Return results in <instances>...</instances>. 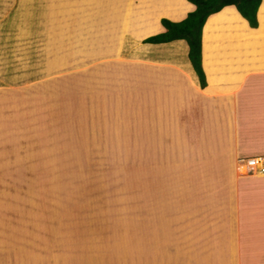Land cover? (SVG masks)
Returning a JSON list of instances; mask_svg holds the SVG:
<instances>
[{"label":"rangeland","instance_id":"rangeland-1","mask_svg":"<svg viewBox=\"0 0 264 264\" xmlns=\"http://www.w3.org/2000/svg\"><path fill=\"white\" fill-rule=\"evenodd\" d=\"M6 2L14 22L7 26L8 35L16 33L22 40L16 59L21 87L12 91V102H0V145H5V164L15 172L11 176L7 168L9 175L2 172L0 178L6 176V189L12 185L19 195L23 215L24 249L14 243V251L19 256L22 248L31 264H114L106 255L110 245L127 246L129 252L131 242H147V233L155 253L172 246L169 230L181 229L191 197L218 193L228 178V163L240 160V150L229 153L220 145V134L229 131L223 120L198 121L189 88L178 96L169 91L168 98L151 91L155 81L148 80L155 71L150 65L168 58L159 56V48L142 44L132 25L139 21L144 28L158 19V0ZM227 8L241 19L240 31L235 34L222 23L213 29L221 59H233L235 53L225 47L229 34L239 38L233 47L241 48L239 60L246 69L264 65V0L259 31L234 5ZM219 57L213 47L206 48L208 69ZM232 59L221 67L234 70ZM262 77L249 82H264ZM257 89L243 90L247 100L242 108L251 106V115L264 102V91ZM208 124L217 138L207 136ZM229 178L238 185V174ZM203 201L200 211L208 207ZM160 253L167 261V253ZM5 255L0 264H9Z\"/></svg>","mask_w":264,"mask_h":264},{"label":"crops","instance_id":"crops-1","mask_svg":"<svg viewBox=\"0 0 264 264\" xmlns=\"http://www.w3.org/2000/svg\"><path fill=\"white\" fill-rule=\"evenodd\" d=\"M157 4H159V7L156 8L155 18L158 17V19L147 23L144 28L139 21L132 25L133 34H135L136 29L139 31H137L138 35H136L141 36L142 44L159 48L158 50L164 52V54L159 52V56L168 58V61L164 60L162 63L154 61V65H150L155 71L154 73L152 72L153 75L149 76L151 79L148 80L151 82L155 81L150 87L151 91L155 89L159 92L160 90L163 93L157 92V95L159 97L163 95L164 98H168L167 96L171 95L168 93L169 91L178 96V93H182L180 91L183 88L192 90L188 98L192 100L196 106L195 109L198 110L200 117L198 121H202L203 117H206L205 121H208V123L224 121L223 127L228 128L229 131L220 134L218 141L220 145L227 147L229 153H237L240 150V160L238 157L235 160L233 158L230 160L227 167L228 178L226 177V180L223 178L224 182L218 193L212 192L201 197H191L189 204H187L190 210H186V215L183 216L181 229L177 228V226H173L172 229L169 228V236L173 239L172 246L164 247L162 250L157 251L159 253H155V241L152 239L151 242V238L147 233V242L141 246L137 242H131L132 249L128 252L127 246L118 245V247H114L110 245L107 248L106 255L108 254V257L114 260V264H119L126 260L128 263L133 262V264H264V174H259L257 169H253L250 172V166L246 164L247 159L250 157L256 155L264 156V102H262V107L257 106L256 109L258 110L255 111L254 115L253 111L251 115V106L242 108V103L247 100H245L247 93L245 94L243 90L246 87L257 89V86H264V82H259L258 84L249 82L253 76L258 79L261 75H264V65H255V69H246L243 60H239L243 56V54L240 55L242 53L241 48L233 47L234 45H239V38L228 34V40L231 41L228 45L226 42V46L225 44L224 46L229 51L235 52L233 55L234 61L236 58L234 62L235 69H223L221 67V64L223 66L227 61L230 62L232 58L221 59L219 35L216 38L213 29L219 23H222L224 28L226 26L234 28L236 34L240 31L237 29V21H241L235 12L233 13L229 10L230 8H227L233 5L226 6L221 11L212 14L203 28V68L206 75V86L203 88L200 77L189 58V44L186 40L179 39L163 43L144 42L145 38L166 30L162 23V18L181 21L188 16L189 12L196 9V5L189 0H158ZM163 5L164 7L162 8ZM7 8L6 0H0V102L5 104L9 101L12 102V91H17L22 83L21 67H17L16 61L17 54L21 53L20 45L22 40L21 36L16 33L8 35L7 26H12L14 22H12V16L7 14ZM158 13L159 15H157ZM15 15H17L16 12ZM8 16H10L9 19ZM146 17H143L145 21ZM210 22H213V24L209 25ZM260 22L261 20L259 19L258 27H251V29L262 30ZM148 26L153 28L151 30L148 29L146 35H143L142 30ZM209 26L210 28L207 29ZM224 31L227 32V29H224ZM262 31L264 32V30ZM242 34L245 40L246 31L242 32ZM243 44L245 45L246 43ZM208 47H213L214 55L220 56L216 61H211L212 69H208L210 67V59H205V50ZM237 53L238 57H236ZM222 57H224L223 53ZM206 62L209 66L206 65ZM216 67H219V69H216ZM231 81H233L232 84H230ZM162 82L163 85L161 86ZM261 89L257 90L264 91V88ZM8 90L11 91L9 96H12V98L10 100L7 97L10 94ZM254 94H256V91ZM219 115H221V118ZM212 125H207L208 130L210 127L209 135L207 136L217 138V132L211 131ZM7 137V135L4 136V139ZM1 138L3 137L1 136ZM212 142L214 143L215 140H212ZM4 149L5 145L1 143L0 154L2 162L0 163V174L3 172L5 175H9L7 172L8 168L12 176L15 172L14 169L12 170L4 162ZM244 155H248V157L243 160L242 157ZM230 174L231 177L236 174L240 177L237 186L235 181H233L234 178L232 180L229 178ZM1 178L0 257L5 253L6 261L9 264H15L16 262L18 264L19 260L20 263L31 264L29 260H32V257L22 252L25 242L19 195L17 192L13 193L12 185L6 189V176L3 177L4 182H1ZM231 181L235 185H232ZM212 182L214 185L217 183V181ZM233 186L234 193H231ZM199 198L200 201L205 198L208 204V207L204 206L205 208H202L201 211L198 209ZM193 211L197 213L195 216H193ZM197 216L201 220H198ZM17 229L19 230V238L17 237ZM14 243L15 247L17 243L19 247L23 246L19 256L14 251ZM9 247L10 250L12 248V253L7 252ZM160 252L167 253V261H162L164 255ZM1 261L0 258V263Z\"/></svg>","mask_w":264,"mask_h":264},{"label":"trees","instance_id":"trees-1","mask_svg":"<svg viewBox=\"0 0 264 264\" xmlns=\"http://www.w3.org/2000/svg\"><path fill=\"white\" fill-rule=\"evenodd\" d=\"M196 5L194 11L181 21L162 18L166 30L147 37L144 42L163 43L184 39L189 44V58L197 71L201 86H206V75L203 68V28L208 18L224 7L234 5L251 27L259 25V9L263 0H189Z\"/></svg>","mask_w":264,"mask_h":264},{"label":"built area","instance_id":"built-area-1","mask_svg":"<svg viewBox=\"0 0 264 264\" xmlns=\"http://www.w3.org/2000/svg\"><path fill=\"white\" fill-rule=\"evenodd\" d=\"M262 159L264 160L263 157H256V158L255 157H250V158H248V165L252 169H257V170H260L262 173H264V163H263V166L261 168H259V165H260Z\"/></svg>","mask_w":264,"mask_h":264},{"label":"bare ground","instance_id":"bare-ground-1","mask_svg":"<svg viewBox=\"0 0 264 264\" xmlns=\"http://www.w3.org/2000/svg\"><path fill=\"white\" fill-rule=\"evenodd\" d=\"M211 24H213V22H210V24L209 25H211ZM210 28V26L207 28V29H209ZM209 31V30H208Z\"/></svg>","mask_w":264,"mask_h":264}]
</instances>
